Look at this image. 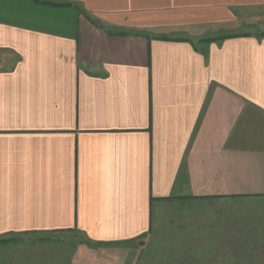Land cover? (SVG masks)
I'll use <instances>...</instances> for the list:
<instances>
[{"label":"crops","instance_id":"0c3cea01","mask_svg":"<svg viewBox=\"0 0 264 264\" xmlns=\"http://www.w3.org/2000/svg\"><path fill=\"white\" fill-rule=\"evenodd\" d=\"M263 11L264 0H0V264H81L60 254L69 230L105 245L176 227L163 244L189 249L181 262L218 264L203 248L215 254L238 227V247L260 255L264 36L169 33L235 30Z\"/></svg>","mask_w":264,"mask_h":264},{"label":"rangeland","instance_id":"374dc122","mask_svg":"<svg viewBox=\"0 0 264 264\" xmlns=\"http://www.w3.org/2000/svg\"><path fill=\"white\" fill-rule=\"evenodd\" d=\"M191 30L187 26L181 30H173L169 35L175 38L192 39L197 43L203 40L221 38L232 32L236 34L257 32L261 36H264V15L258 23L236 25L235 30H216L211 25ZM175 228L156 227L152 237L147 236L140 240L105 245L90 244L88 240L86 242L85 237L79 231L69 230L60 233V254L61 256L79 257L82 259L81 264H85V257H87V264H186V262H181V255L184 256L183 259L188 261L190 259L189 254H187L189 249L185 252V248L178 249L173 247V243L170 244L171 242L168 247H165V244H163V233L170 231L171 236L174 234L173 229ZM204 229L206 230V227ZM224 230H226V233H219V247L217 246L221 252H219V249L216 252L215 249L217 248H212L215 253L212 254L211 250L204 247L202 259L206 258L208 262L212 260L214 261L213 263L220 260L218 264H264V249H260V255H258L255 250L253 251V248L238 247V245L241 246V244L246 245L245 243H248L241 240V232L238 230V227H236L234 236L230 235V237L227 228ZM32 239L29 238V241ZM175 242H178V240L176 239ZM174 248H176L175 251L173 250ZM4 253V250H0V255Z\"/></svg>","mask_w":264,"mask_h":264}]
</instances>
